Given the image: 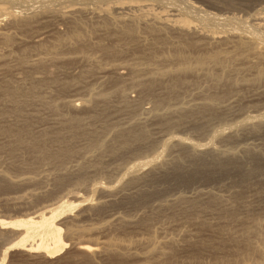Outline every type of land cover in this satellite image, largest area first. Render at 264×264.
I'll use <instances>...</instances> for the list:
<instances>
[{"label": "rangeland", "instance_id": "374dc122", "mask_svg": "<svg viewBox=\"0 0 264 264\" xmlns=\"http://www.w3.org/2000/svg\"><path fill=\"white\" fill-rule=\"evenodd\" d=\"M222 261L264 264V0H0V264Z\"/></svg>", "mask_w": 264, "mask_h": 264}, {"label": "bare ground", "instance_id": "6f19581e", "mask_svg": "<svg viewBox=\"0 0 264 264\" xmlns=\"http://www.w3.org/2000/svg\"><path fill=\"white\" fill-rule=\"evenodd\" d=\"M30 11H31V10H30ZM24 12H25V11H24ZM26 12H27V11H26ZM215 29H216V28H215ZM211 31H212V32H216L215 30H211ZM223 31H225V30H223ZM227 32H228V31H227ZM232 32H233V31H232ZM238 33H239V32H238ZM242 41H244V40H242ZM245 41H246V40H245ZM245 41H244V43L247 45L248 43H246ZM254 43H255V42H254ZM257 43H258V42H257ZM251 45H252V44H251ZM254 45H255V44H254ZM10 93H11V92H10ZM13 95H14V94H13ZM13 95H12V96H13ZM15 95H16V94H15ZM9 96H10V95H9ZM13 97H15V96H13ZM23 130H24V129H23ZM23 130H22V131L19 130L18 133L16 134L18 137H17L16 135H15V137L18 138V140H19L20 143L26 144V143H28L29 140L27 139L28 141L26 140L25 143L23 142V141L25 140V139H23V137H22V136H24V133H22V132H24ZM5 131H6V130H5ZM11 131H12V130H11ZM6 132H7V131H6ZM6 132H5V133H6ZM11 133H12V132H11ZM21 133H22L23 135H21ZM25 133H28V132H26V130H25ZM7 134H10V133L7 132ZM13 134H15V133H13ZM18 134H19V135H18ZM25 138H26V137H25ZM33 141H34V140H33ZM30 142H31V140H30ZM34 143H35V141H34ZM28 145H29V144H28ZM34 145H36V144H33V146H34ZM30 146H32V142H31ZM34 149H35V147H34ZM34 149H33V150H34ZM196 150H197V149H196ZM256 167H257V166H256ZM256 170H257V169H256ZM249 173L251 174V173H253V172H249ZM247 233H248V232H247ZM154 246H155V245H154ZM112 247H114V246H112ZM82 249H83L85 252H92V251H93V249H92L91 247H88V246H84V247H82ZM156 250H157V249H156L155 247H153V248L151 249L150 253H154ZM58 251H59V249H58V250L56 249V250H53V251L50 252V253H51V255H55ZM254 252H255V251H254ZM114 253H115V252H114ZM116 254H117V253H116ZM249 254H250V253H249ZM251 254H252V253H251ZM251 254H250V257L252 258L253 256H251ZM151 255H153V254H151ZM200 261H201V260H200ZM196 263H197V262H196ZM198 263H199V262H198ZM229 263H230V261H229ZM221 264H228V262H226V261H222Z\"/></svg>", "mask_w": 264, "mask_h": 264}]
</instances>
